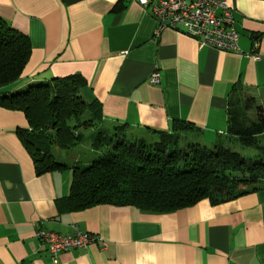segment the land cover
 Instances as JSON below:
<instances>
[{"label": "crops", "instance_id": "crops-1", "mask_svg": "<svg viewBox=\"0 0 264 264\" xmlns=\"http://www.w3.org/2000/svg\"><path fill=\"white\" fill-rule=\"evenodd\" d=\"M227 1L239 53L198 48L172 30L155 36L154 18L127 0H0V18L31 48L20 78L0 92L78 76L103 124L139 136L171 133L180 121L213 147L227 136L231 98L239 110L248 99L264 108V0ZM28 129L22 112L0 106V264H53L35 232L73 228L97 240L59 253L58 264H264V188L173 212L109 204L68 212L72 171L37 174L19 135Z\"/></svg>", "mask_w": 264, "mask_h": 264}, {"label": "trees", "instance_id": "trees-1", "mask_svg": "<svg viewBox=\"0 0 264 264\" xmlns=\"http://www.w3.org/2000/svg\"><path fill=\"white\" fill-rule=\"evenodd\" d=\"M30 50L27 36L0 18V90L20 78ZM83 85L80 77L71 76L0 92V106L22 112L27 121L29 129L19 135L37 174L72 171L66 211L109 204L173 212L204 199L218 204L264 188V109L257 106L255 118L249 119L252 99L239 110L231 98L229 128L220 143L181 146L194 128L180 121L173 123L171 133L157 135L138 136L126 125L96 130L101 108L81 97ZM83 143L96 154L90 161H57L58 151ZM237 146L252 153L242 155Z\"/></svg>", "mask_w": 264, "mask_h": 264}, {"label": "built area", "instance_id": "built-area-1", "mask_svg": "<svg viewBox=\"0 0 264 264\" xmlns=\"http://www.w3.org/2000/svg\"><path fill=\"white\" fill-rule=\"evenodd\" d=\"M137 4L156 21L154 35L172 30L196 42L198 48H213L220 52L239 53V34L235 29L232 7L227 0H127ZM150 83L158 85L160 76L153 73ZM35 237L46 246L53 264H58L61 252L87 249L96 236L73 228L63 235L38 229ZM105 247V243L103 244Z\"/></svg>", "mask_w": 264, "mask_h": 264}, {"label": "rangeland", "instance_id": "rangeland-1", "mask_svg": "<svg viewBox=\"0 0 264 264\" xmlns=\"http://www.w3.org/2000/svg\"><path fill=\"white\" fill-rule=\"evenodd\" d=\"M257 106H261V105H259V103L257 104L254 102L252 104V106L249 107V110L247 111V116L249 119L252 120L255 118V113H256L255 108ZM107 127L108 126L106 124H103L101 122V124L98 125V129H96V130L101 131V130L106 129ZM186 136L187 137H185L183 140H181V146H183L184 143H190V142L199 143V144L203 145L201 138L197 134H195V133L189 134L188 133V134H186ZM222 140H224V138H222ZM53 150H55V149H53ZM235 150L238 151L239 153H241L242 155H245V156L250 155L252 153L251 149L241 148L239 146H237ZM58 152L65 157L63 158V157H61L60 154H56L57 161L60 160V161H65L67 163H71V161H73V159L76 157H79V158H81V160H83V161H80V163L84 162L85 159L90 161L96 155V154H92V151L89 147V143H83V144L78 145L77 147H75L69 151L61 150Z\"/></svg>", "mask_w": 264, "mask_h": 264}]
</instances>
